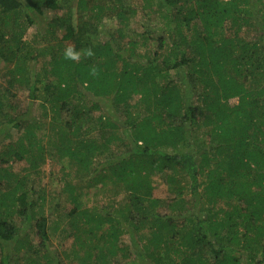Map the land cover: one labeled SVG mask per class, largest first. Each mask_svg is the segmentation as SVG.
I'll return each instance as SVG.
<instances>
[{"label": "trees", "instance_id": "obj_1", "mask_svg": "<svg viewBox=\"0 0 264 264\" xmlns=\"http://www.w3.org/2000/svg\"><path fill=\"white\" fill-rule=\"evenodd\" d=\"M114 2L120 27L111 39L100 41L96 24L111 0H79L76 24L70 13L49 25L65 28L60 40L80 59H65V45L50 52L51 82L37 86L38 74L21 75L31 99L49 96L54 133L38 136L40 120L4 109L0 96V264L14 262V248L30 253L22 264H264V0H141L128 9ZM60 4L0 0V57L7 54L18 73L25 67L12 50L26 48L25 30L17 32L11 16L26 12L31 26ZM139 8L164 25L147 23L127 38ZM93 67L99 76L90 75ZM58 115L67 118L62 123ZM12 127L24 133L7 143ZM50 148L60 163L68 159L64 176L75 178L65 186L73 207L63 220L74 237L62 252L52 249L44 198L33 197V177ZM12 159L29 160L31 171L12 175ZM153 176L170 193L165 206ZM94 187L111 196L109 205L82 204ZM31 229L36 243L25 239ZM123 233L148 240L133 239V254L109 263L107 256L124 249Z\"/></svg>", "mask_w": 264, "mask_h": 264}, {"label": "rangeland", "instance_id": "obj_2", "mask_svg": "<svg viewBox=\"0 0 264 264\" xmlns=\"http://www.w3.org/2000/svg\"><path fill=\"white\" fill-rule=\"evenodd\" d=\"M105 1L107 0H102V2ZM114 1L116 0H111L113 4H108L110 8L115 5ZM58 2L59 4L61 3V7L59 10L51 11L50 9L46 11L44 16L41 18H36V21L31 26L28 25V20H26V12L24 13V18L22 17L20 20L18 19L14 21L13 17L11 16L10 20L16 31L18 32V29L20 27L25 30L22 35V40L25 42L26 48L19 51L12 50V53H14L16 57L15 59L19 60L25 67V71H23L22 74L16 71L15 63L7 59V54H5L3 57H0V96L5 95V105H3V108L8 109V107H15L17 108L18 112L25 113L24 116L26 119L33 117L32 120H34L35 118L40 120V124L41 126H43V128L40 129L37 124L36 126H34V130L36 133H40V135L38 136L43 137L55 132V129L52 128V124L56 117L52 109L50 108L51 101H49V96L45 92H42L43 94L39 92L41 94V97L31 99L28 81L25 79L21 81V75H28V79L33 77L31 79L34 80L36 78L35 76L38 74L40 82L37 84V86H42V83L45 84L47 82H51L53 80V75L51 72L53 61L51 59L52 56L50 52L53 53L57 50L60 51L65 45H67V47L71 46V43H66L65 41L60 40V37L66 33L65 28L61 27L53 31V28L49 25V23L59 20L60 17H66L71 13V21L73 22V24H76L79 17H81L82 15L79 6V0H58ZM122 2L124 7L128 9L131 7H135V5H140L141 0H122ZM116 7L119 9L118 5H116ZM118 12L119 10L112 8L111 11H107L103 15L100 23H96L100 25L99 28L101 29V35L97 34V37H99L100 41L103 42L111 39V37L118 31V28L120 27ZM146 13L149 12H145V10H143L142 8H139V10L135 12L134 16L129 22L130 24H127L128 28L127 32H125L126 34H128L127 38L141 33L143 30H145L147 23H150L154 26L155 24L160 26L164 25L161 20L155 21V18L153 16L148 17ZM2 14L6 16L8 13ZM49 27L51 28V30L49 29ZM127 38H125L123 41H127ZM27 43H29V45H27ZM30 49H32V52L30 51ZM64 50L65 49H63L62 51ZM62 51L59 52V54L62 53ZM35 52L38 55L37 58L34 55ZM24 57L26 58V60L24 59ZM136 100V96L129 98V104L131 105L130 109L133 112L137 111L136 105L134 106V104H136ZM229 103L231 106L236 105L238 103V98L230 99ZM30 108L31 113H27ZM99 112L100 110L95 109V114H99ZM58 117L62 123L67 118L65 115H58ZM24 128L25 127L17 129L15 127H12L9 132L3 137V140L7 143H14L15 141H18L24 133ZM46 132L47 134L45 135ZM95 133H97V131H95ZM92 135H94L93 132L92 134H90V136ZM1 140L2 137L0 136V142ZM10 165L12 166L11 171L13 172L12 175L14 176L23 177L29 171H31V169L29 168L31 165L30 161L26 159L21 162H15L12 159V163ZM67 166L68 159H63L60 163L59 154L56 152V150L50 148L46 153L45 162L38 170L40 174L33 177V182L35 183L33 197L38 202H40L41 196L44 198L42 200L43 212L45 215H49L48 225L51 244L53 247L52 249L61 252L64 251V249H69L72 246V240L74 237L72 231L69 229L66 223L68 222L66 213L73 207V203L69 199H67L68 193L65 190V186L67 181L75 183V178L73 172L69 176H64L67 172H69ZM153 178L154 193L157 196H164L161 199L163 200L162 206H165V201L168 197H170V193H167V187L163 183V181L158 180L160 176H153ZM88 191L84 192V194H82V197L80 198L82 204L88 207L94 208L99 204L105 205L110 200L111 196H108V194H102V192L98 191L95 187ZM115 198L118 204L123 203V199L121 196H117ZM56 204H58L59 206H56ZM52 209L55 210L52 212L50 211ZM63 220H65L66 222H64ZM118 237H120V234ZM142 237L146 241L148 240L146 238L147 236ZM142 237H139L138 235L134 237L130 233H123L120 238L119 246L124 249L119 250L118 242L116 240L117 249L119 251H117L113 255L107 256V261L110 263L112 260H116L118 258L126 260V257L133 254L134 252L132 240H139ZM107 238L109 239L110 237ZM25 239H29L33 243H36L38 241L33 229L29 230V237H25ZM10 253L12 254V260L14 261L11 264H22L25 256L30 254L26 253L25 248H23L20 252L16 248H14L10 251ZM81 256H84V254H82ZM90 263L93 264V261ZM70 264L78 263L72 262Z\"/></svg>", "mask_w": 264, "mask_h": 264}, {"label": "clouds", "instance_id": "obj_3", "mask_svg": "<svg viewBox=\"0 0 264 264\" xmlns=\"http://www.w3.org/2000/svg\"><path fill=\"white\" fill-rule=\"evenodd\" d=\"M84 54L86 57L91 58L94 56V52L91 48L85 49ZM65 59H70L74 61H78L80 59L81 53L77 52L72 46H68L63 53ZM90 75L92 76H99V71L93 67L91 69Z\"/></svg>", "mask_w": 264, "mask_h": 264}]
</instances>
